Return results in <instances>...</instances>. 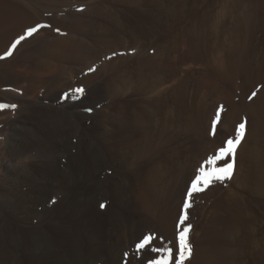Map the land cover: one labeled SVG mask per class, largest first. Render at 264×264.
Masks as SVG:
<instances>
[{"label":"rangeland","instance_id":"rangeland-1","mask_svg":"<svg viewBox=\"0 0 264 264\" xmlns=\"http://www.w3.org/2000/svg\"><path fill=\"white\" fill-rule=\"evenodd\" d=\"M26 2L40 10H51L56 19L50 21L47 13L25 25L13 21L0 24V57H4L0 59V104L17 106L0 110V140L19 126L25 132V144L32 147L19 161L27 165L31 186L23 187L24 196L10 193L23 203L14 214L9 210L7 218L0 217V264H52L40 255L23 253L20 245L33 228L42 230L55 245L64 240L51 227L54 225L47 224L48 217L39 215L44 207L35 204L45 186L39 164L46 161L44 156H55L51 148L65 137L63 131L50 133L49 129L55 127L51 123L55 113L50 107L67 100L79 102L90 88L102 101L84 110L94 117L84 123L88 127L94 119L97 123L98 130L91 135L92 141L98 142L100 158L106 162L107 170L101 178L106 179L107 194L100 202L86 198L77 205V217L69 219L76 236L78 264H150L151 259L162 255L151 249L161 246L173 248L171 264H178L183 228L191 225L188 243L198 251L204 247L208 230L224 231V223L241 209L245 213L256 210V225L260 237H264V177L256 161L249 165L246 160L253 153L264 155V0ZM77 15L79 19L71 18ZM38 21L36 26L49 27L25 36L13 49L27 27ZM68 35L81 42L78 53L63 59L56 49L44 46ZM9 50L12 55L5 56ZM39 62L63 67L59 75L51 77ZM80 87L84 94L72 98L73 90ZM240 108L246 124L231 179L214 181L189 198L187 193L200 175V165L228 138L235 137L241 123ZM138 109L144 126L141 121L133 125ZM134 126L137 137H129L135 133ZM224 163L218 162L217 167ZM248 166H253L252 170ZM251 174L250 182L247 179ZM2 190L11 192L0 184V198ZM63 194L52 196L53 207L60 204ZM33 203L32 210L24 208ZM102 203L104 208L100 207ZM58 212H54L55 222L60 219ZM182 217H186L183 224ZM146 235L154 237L150 247L138 250L136 245ZM190 261L186 259L184 264Z\"/></svg>","mask_w":264,"mask_h":264},{"label":"bare ground","instance_id":"bare-ground-1","mask_svg":"<svg viewBox=\"0 0 264 264\" xmlns=\"http://www.w3.org/2000/svg\"><path fill=\"white\" fill-rule=\"evenodd\" d=\"M1 1H3L2 3H5V2L7 3L6 5L3 4V6L4 7L7 6L8 10L7 9L6 10L9 12V13H7V15L9 14L10 16H12L11 18L21 17L24 15L25 17H28V19L31 17V19L33 18L34 20H36L39 18H44V16L47 13H49L48 15L50 17V21L56 19V15L53 12L51 13V10L46 9L47 10L46 11L44 9L43 10L42 9L40 10L39 8L37 9V7H35L34 4H32V2L28 3V2H26V0H10V3L7 0H1ZM8 4L11 5V7L9 6L10 9L8 7ZM1 8H2L1 9V12H2L3 7H1ZM78 16L79 15H77L75 17H71V18L77 20V19H79ZM50 21L40 20V22H50ZM40 22L38 21L36 24H34L32 26H28L27 28L35 27ZM10 23H11V21H10ZM73 34H74V32H73ZM44 46L48 47L49 49H51L50 47H53L54 50L56 49V52H58V55L64 57L63 59L66 58L67 54H71V53H74L76 51L78 53V51L81 50V42L78 41L74 35H68V37H63V38L62 37L55 38L54 40L48 42L47 45H44ZM46 47H44V48H46ZM77 53L75 56H77ZM108 65H110V64H108ZM36 66H38V65H36ZM39 66L41 68H46V70H48V75H50L51 77L52 76L54 77L55 75H59V73H60L59 70H62L61 68L63 67V66L61 67V65L57 64V63H55L54 66L51 67L50 64L48 65L47 63H40V62H39ZM122 69H123V67H122ZM0 70L3 71V69H0ZM100 71L101 70L99 69V72ZM61 73H63V72L61 71ZM116 73H118V72H116ZM119 74H121V73H119ZM0 75H1V73H0ZM95 75H97V74H94V76H91V77L94 78V77H96ZM116 77H117V75H116ZM97 88H99V87H97ZM98 91H99V89H98ZM97 94H98V92H96V90L94 91V89L90 88L88 94H86V95L84 94L83 98L79 102L73 101V100L72 101L67 100L63 103H58V104L52 105L54 107H50V110L52 109L54 111L53 113H55L54 119L52 120L50 118L52 126H55V127H52V129H49V131H51L50 133L52 135L53 134L55 135V133H57L59 131H63L64 132L63 135L65 137L62 140V143L60 145L53 146L51 148L52 152L55 153V156H50V157L44 156V158H46L45 159L46 161L43 160L39 164L40 171L43 175L42 176V179L44 181L43 183L45 186L43 188L40 185V187H42V189L39 188V189H41V191H40L41 193L37 194L38 199H37L35 204L39 203L38 206L44 207L43 212L39 215H41V217L46 215L48 217V220H46L47 224L50 222L51 225H54L51 227H54L62 235L61 237H63L64 240H62L63 241L62 244L55 245V243H53L48 238V236L46 237L42 234V230H38V228H36L37 229L36 230L33 228L31 231H29L27 236L24 233L25 231L23 232V234L25 235V237L23 238L24 242H22L23 244L20 246H22L21 250L23 251V253L29 252L31 255H40V257L42 256L41 258H43L44 260H46L48 262H51L52 264H65V262H66V264H78L79 253L77 252V250H78L77 245H76L77 241H76V236L73 233V228H72V225H71L69 219L73 218V217H77V214H78L77 213V209H78L77 205L82 203L83 200H85L86 198L94 199V200H97V202H100L103 200V198L107 194L106 179L101 178V176L105 175L104 173L107 170V166L105 164L106 162L104 163V161L100 158L98 142L96 143V142L92 141V135H91L92 131L97 129V123H95V121H94L95 119L93 120V125H91V127H88L84 123L85 120H90V119L94 118V117H90L89 115L85 114L84 110L89 108V107L91 108L92 106H90V105L96 106L98 103H100L102 101L99 98H95ZM46 107H43V108H46ZM258 107H260V106L258 105L256 108H258ZM120 108H121V106H120ZM260 109L262 110V108H259V111L257 109H256V111L253 109V111H255V114L257 113V111L260 114V112H261ZM40 110H42V109H40ZM242 113H243L242 108H240L239 117L241 119V122L245 118V117L243 118ZM118 114H120L122 116L121 113H118ZM255 114L253 117L256 116ZM259 114L257 113V115H259ZM121 116H120V118H121ZM257 117H258V119H260L259 116H257ZM262 117H264V115L261 116V118ZM133 120H132L133 125L137 126L138 121H141V126H144V123L142 124V122L144 121V117L142 116L141 110H139V109L135 110ZM254 120H257V119H254ZM257 121H255V122H257ZM250 125H251V123H250ZM253 125H254V123H253ZM136 126H134V128ZM152 126H153V124H152ZM17 128H19L20 130H18ZM30 129H33V127ZM154 130H156V129H154ZM260 130H262V129H260ZM157 131H156V133H157ZM23 132L24 131H22V127L16 126V128L14 129V131L12 133H10V134L8 133V137L4 138L3 140H0V156H1L0 157V182H1L0 184L4 189H8L9 191H11V192H8L5 190H2L3 191L2 195H1L2 198H0V217H2V218H4V217L7 218V215L9 214L8 213L9 210H10L11 215L14 214L17 211V209L20 207V206L19 207H17V206L19 204L21 205L23 203L22 199L19 200L16 197H12L10 195V193H12L13 195L14 194H19V195L22 194L23 195V192H22L23 187L28 186V185L31 186L30 185L31 174L29 171H27L28 170L26 168L27 165L26 166L20 165V162H19L21 160L20 159L21 156L23 154L25 155V153H27V151H29V149H32V147L30 146L31 144L30 145L28 143L25 144V142H24L25 136H23ZM262 132L260 131V133H262ZM41 133H43V132H41ZM153 133L154 132H152V134ZM47 134H49V133H47ZM60 134H61V132H60ZM136 134H137V131L135 128V133L132 132V134L129 137H137ZM148 134H149V132H148ZM142 135H144V133ZM149 136H150V134H149ZM49 137H51V136H49ZM0 138L2 139V136ZM40 138H41V136H40ZM123 140H125V138H123ZM126 140H127V138H126ZM56 145H57V143H56ZM252 149H254V148H252ZM251 155L248 156V159H246V160H248L247 161L248 164L252 165V163L256 161L257 162V164H256L257 169L262 172V174H263L262 176L264 177V155L258 154L257 156H253L254 153ZM94 159L97 160V161H95L97 163L92 165V161H94ZM248 168H250V166H248ZM238 169H239V167H238ZM253 176L254 175L251 174L249 179H247V180L253 181ZM261 181H262V179H261ZM262 183H263L262 187L264 188V180ZM63 192H65V195L63 194ZM57 194H63V198H62V201L60 202L59 205L53 207L54 201L52 199V196L57 195ZM15 196H18V195H15ZM142 197L144 199H146V196L144 195V193L142 194ZM35 204L34 203L28 204L24 208L29 210ZM79 208L81 209V207H79ZM30 210H32V209H30ZM57 211H59L58 213H60V219L58 221L56 220L57 222H55V220L53 219L54 215H55L54 212H57ZM223 220H225V219H223ZM257 220H258V215L256 213V210H250V211H247L245 213V211L243 209H241L240 211L237 212L236 217L233 216V219L230 220V222H227L226 224L224 223L225 230L222 229L224 231L216 233V232H213V228H212V231L208 230V232L206 233V235L204 237V247L200 250L198 249V251H197V249L192 250V255L190 258V260H191L190 264H264V243L262 242L264 237L263 236L260 237V229L256 225V223L258 222ZM4 228H5V226H4ZM39 228H42V225H40ZM98 229L100 232H102V229H100L99 227H98ZM1 234H2V232H1ZM44 234H46V233H44ZM195 236H196L195 233L192 234V237H191L192 242L195 241ZM197 236H198V234H197ZM1 239H2V237H1Z\"/></svg>","mask_w":264,"mask_h":264},{"label":"snow or ice","instance_id":"snow-or-ice-1","mask_svg":"<svg viewBox=\"0 0 264 264\" xmlns=\"http://www.w3.org/2000/svg\"><path fill=\"white\" fill-rule=\"evenodd\" d=\"M40 27H49L46 25H38L36 27H30L27 29L25 36H31L33 33L39 30ZM59 31V29H57ZM25 36L19 37V39L12 45L14 49L16 44L20 43L21 40L25 39ZM12 51L9 50L6 52L5 56H11ZM4 57H0L2 59ZM94 69H89V71H93ZM84 93V89L82 87L76 88L73 90V97L76 98L81 96ZM255 95V93H253ZM65 98L68 96L65 94ZM16 105H6L0 104V110L4 109H15ZM87 111H91L88 109ZM245 122H241L237 126L236 134L234 138H228L222 147H220L215 155L209 156L202 165L199 167L200 175H197L195 179L191 183V189L188 191L187 195L190 198L194 192L202 190L205 186L210 185L214 181H224L225 179H231L233 171H234V163H235V153L237 147L242 139L244 130H245ZM226 161L222 166L217 167L218 162ZM106 205L101 204L100 207L104 208ZM189 205L186 203L185 207ZM184 219L186 217L181 218V224H183ZM191 228V225L183 228L179 234V246L177 249L178 256V264H184L186 259H190L192 255V247L190 243H188L187 235ZM154 237L152 235H146L143 239L136 245L138 250H143L147 247H150L152 240ZM153 252L162 254L158 259H151L150 264H171L173 260V248L172 247H156L151 249Z\"/></svg>","mask_w":264,"mask_h":264},{"label":"crops","instance_id":"crops-1","mask_svg":"<svg viewBox=\"0 0 264 264\" xmlns=\"http://www.w3.org/2000/svg\"><path fill=\"white\" fill-rule=\"evenodd\" d=\"M9 3H10V2H9ZM3 4L6 5L7 3H6V2H5V3H2V2H1V3H0V9H1V7H4ZM9 6L11 7L10 4H8V7H9ZM10 7H9V9H10ZM6 9H7V6H5V7H4V10H3L5 13L2 11V13L0 14V24H1V23H8V22H10V21L12 22V20H13V22L16 21L15 24H16V23H19V24H21V25H25V24H27V23H29V22L35 21L33 18L31 19V17H30V18L28 19V17H25L24 15H23L24 17L21 16V17H13V18H11L12 16H10L9 14L7 15V13H9V12L7 11L8 9H7V10H6ZM5 10H6V11H5ZM6 17H7V18H6ZM8 17H9V18H8ZM21 18H22V19H21ZM11 19H12V20H11ZM20 19H21V20H20ZM14 20H15V21H14ZM17 21H18V22H17ZM27 29H28V28H27ZM21 35H22V36H25V34H21ZM16 38H17V37H16ZM13 39H14V38H13ZM13 39H12V40H13ZM15 40H16V39H15ZM12 44H13V42H11V43L8 45L7 49L10 48ZM7 49H6V51H7ZM6 51H5V52H6ZM2 53H3V52H2Z\"/></svg>","mask_w":264,"mask_h":264}]
</instances>
